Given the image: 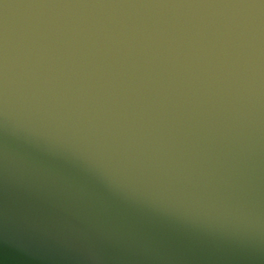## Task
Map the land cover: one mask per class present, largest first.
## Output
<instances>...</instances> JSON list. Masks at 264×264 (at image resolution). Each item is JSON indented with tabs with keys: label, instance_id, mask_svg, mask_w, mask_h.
<instances>
[{
	"label": "water",
	"instance_id": "1",
	"mask_svg": "<svg viewBox=\"0 0 264 264\" xmlns=\"http://www.w3.org/2000/svg\"><path fill=\"white\" fill-rule=\"evenodd\" d=\"M0 264H264V0H0Z\"/></svg>",
	"mask_w": 264,
	"mask_h": 264
}]
</instances>
